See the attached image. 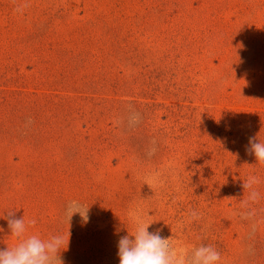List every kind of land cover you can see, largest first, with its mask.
<instances>
[{"label":"rangeland","instance_id":"374dc122","mask_svg":"<svg viewBox=\"0 0 264 264\" xmlns=\"http://www.w3.org/2000/svg\"><path fill=\"white\" fill-rule=\"evenodd\" d=\"M250 137L264 143V0H0V249L15 210L28 235L69 232L64 264H119L136 217L177 250L264 264ZM71 201L87 224H68Z\"/></svg>","mask_w":264,"mask_h":264},{"label":"clouds","instance_id":"9594fccd","mask_svg":"<svg viewBox=\"0 0 264 264\" xmlns=\"http://www.w3.org/2000/svg\"><path fill=\"white\" fill-rule=\"evenodd\" d=\"M135 124L139 122V114H134L130 120ZM151 149L149 154H154ZM246 153L254 155L256 164L264 166V143L259 142L257 137H250ZM260 180L256 176H250L242 183L243 190H250L248 200L255 202L259 193L254 190ZM89 208L71 201L66 206L65 215L70 224L73 216L79 215L84 224L89 222ZM193 219L197 214L191 212ZM7 220L8 233L15 243L11 247L0 249V264H64L62 250L68 247L69 232L67 238L62 234H55L47 239L37 234L28 235L29 227L36 225V220L27 222L24 217L16 218L15 210L7 212L4 216ZM133 222L136 227L130 235H124L118 241L119 264H219L220 252L212 245L201 244L188 250H177L171 244V237L161 235V230L156 229L149 232L148 229L153 223H146L136 217ZM4 229L0 228V233Z\"/></svg>","mask_w":264,"mask_h":264}]
</instances>
